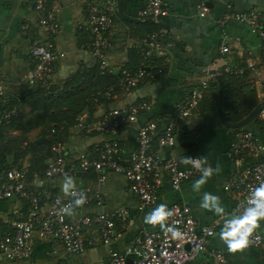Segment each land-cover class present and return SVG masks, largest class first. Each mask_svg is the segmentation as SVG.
<instances>
[{"label": "crops", "instance_id": "0c3cea01", "mask_svg": "<svg viewBox=\"0 0 264 264\" xmlns=\"http://www.w3.org/2000/svg\"><path fill=\"white\" fill-rule=\"evenodd\" d=\"M95 1L97 0H50L51 6L57 10V20L60 24L58 34L53 38L55 49L60 56L55 62L51 79L53 92L70 91L78 85V94L72 95L71 100L62 99L60 104L67 105L71 101H76L83 115H88L91 111L95 120L114 110L124 109L141 101L148 102L150 109L140 113L136 121L126 124L114 134H85L75 129L62 133L59 141L65 148L68 162H76L82 153H92L97 146L107 140L120 143L124 150L123 159L126 160L128 154L136 148L139 129L148 121L165 122L174 114L178 104L189 95L191 90L206 80L207 88L203 91V99L193 109L189 121L178 129L176 146L172 151L178 159L185 156L191 158L206 156L209 164L216 171L201 193L192 191L193 182L199 176L184 182L178 191H172L165 181L158 192L156 203L143 211L136 209L137 198L130 192L128 182L120 174L111 171L101 173L105 176L104 183L98 182L95 173L73 177L76 189L89 188L93 193L100 194L105 211L112 212L121 208L129 211L131 222L121 229V236L108 248L98 245L88 248L79 256L72 257L65 253L60 242L44 243L37 233H33L32 256L29 260H6L0 257V264H102L107 260L109 250L123 251L133 243L139 232L158 229L144 224L143 220L147 213L161 203L166 204L168 208L173 204L189 207L198 228L212 225L219 218L200 207L204 191L219 196L227 213H231L235 206V199L227 196L223 191V184L234 171V166L227 156L234 132L219 121L216 112L218 87L214 88L212 85L213 77L201 76L193 72L171 50L164 48L152 58V66L165 65L163 75L155 80H144L127 95H115L111 98L103 96L106 80L96 77L98 65L87 49L90 34L86 25V7L89 2ZM200 1L162 0L168 10L165 22L170 28L169 37L187 60L193 66L206 70H222L225 67L249 64L260 67L263 62V47L257 34L243 23L230 21L222 26L220 21L227 11V5L230 4L235 12L258 10L264 29V0H219L210 3L212 6H209V13L204 18L198 16L196 9ZM144 4L145 0H127L124 11L129 17L144 21L139 17V11ZM38 18L39 15L34 9V0H0V80L3 84V91L0 94V113L4 106L3 101L6 103L11 101L27 88L23 81L26 74L34 67V60L29 52L30 47L33 43L44 39ZM128 22L122 18L116 19L113 26L112 44L107 58L114 71L135 70L141 64L138 44L146 27L140 26L144 25V22H129L133 25ZM223 43L228 46L229 53L220 52ZM82 73L87 75V78L77 83L79 74ZM73 78L76 79L75 82ZM231 89L233 90L228 96L227 107L229 103L239 101L235 97L237 94L241 96L242 109L248 111L252 105L264 100V75L249 74L247 77L234 79ZM213 106L215 109L212 108ZM15 110L29 114L18 122V126L26 127L28 123L25 121L31 120L32 117L30 108H15ZM42 121L39 125L32 122L31 127H44ZM260 124L255 126L252 123L248 129L264 139V122ZM41 132L39 128L31 130L29 134L10 128L0 132V149H19L17 155L7 154L0 159V176L9 166H20L31 171L42 168L46 149L31 147V143ZM19 139L23 141L18 145ZM153 142L155 147V140ZM163 152L168 153L169 150L165 149ZM63 179L39 178L34 181L29 177L28 186L46 206L52 197L62 199L68 197L61 190ZM25 207L24 201L18 199L0 200V235L10 229L12 220L23 216ZM101 211L102 209L92 204L87 208L76 209L71 217L96 214ZM222 223V219L217 221L215 234L207 243L208 250L227 252L232 264H264V256L256 249L249 248L244 253L229 254L219 239ZM257 232L264 238V223ZM94 234L95 231L89 229L85 236ZM208 258V254L204 253L189 264H206Z\"/></svg>", "mask_w": 264, "mask_h": 264}, {"label": "built area", "instance_id": "2783aa9c", "mask_svg": "<svg viewBox=\"0 0 264 264\" xmlns=\"http://www.w3.org/2000/svg\"><path fill=\"white\" fill-rule=\"evenodd\" d=\"M217 1L219 0L198 2V16L206 17L210 10L209 4ZM34 9L39 15L38 24L44 33V39L30 47L34 67L26 74L23 83L27 87L39 84L50 86L55 62L60 57L53 42L60 30V24L57 20V10L51 6L50 0H34ZM86 13V25L90 34L87 44L89 53L97 62L101 73L119 74L117 85L106 93L108 98L127 95L144 80H155L163 75L164 64L152 66L153 56L165 48L159 33L147 34L140 40L138 50L141 64L135 70L114 71L107 54L112 44L111 33L117 17V0L89 2ZM167 16L168 10L162 0H145L143 8L139 11V17L143 20L161 21ZM230 21L243 23L257 34L263 47V62L260 67L254 64L237 65L216 71L219 74L236 76H242L245 72L264 75V29L259 11L251 9L235 12L228 4L220 24L223 26ZM220 52L229 53L225 43L220 46ZM206 88L207 81L203 80L178 104L174 114L165 122L153 120L145 123L137 133L135 150L128 154L126 160L123 159L124 150L120 143L107 140L92 153H82L76 162L70 163L66 159L65 148L59 141L51 147L50 156L42 172L30 175L26 168L7 167L0 176V200L18 199L24 201L26 207L23 216L12 220L10 229L0 235V257L6 260H29L32 256L33 233H37L44 243L60 242L68 256L76 257L90 247H110L121 236V229L131 222L130 213L125 208L105 211L100 194L93 193L89 188L76 189L87 197V203L78 209L94 204L102 211L74 218L66 215L62 217L60 209L72 203L74 198L68 196L62 199L55 196L45 206L28 186L29 177L35 181L39 178L54 179L64 178L66 175L76 177L95 173L98 182L104 183L105 176L101 173L111 171L126 179L130 192L137 198L136 209L143 211L156 203L158 192L165 181L172 191H178L184 182L199 176L191 166L182 164L181 159L175 157L172 150L176 146L178 129L189 121L193 109L203 99V91ZM2 91L3 84L0 80V94ZM149 109L150 104L141 101L127 108L114 110L95 121H88L85 116H81L72 129L85 134H114L126 124L136 121L140 113ZM15 114V108L1 112L0 124L8 123ZM256 119L264 122V107ZM165 149L169 152H163ZM227 156L234 166V171L223 184V191L236 201L232 213L246 203L250 187L264 183V139L251 130L239 129L234 132ZM169 209L175 210L171 220L178 221L176 226L184 233L183 239H171L165 236L159 227L155 231L143 230L123 251L109 250L108 258L102 264H128V260H131V264H189L204 253L209 257L206 264H232L227 252L208 250L207 247L209 239L215 234L220 217L212 225L198 228L189 207L173 204ZM89 229H93L95 234L86 237ZM250 248L258 250L264 256V238L260 233H255L254 243Z\"/></svg>", "mask_w": 264, "mask_h": 264}, {"label": "trees", "instance_id": "16d2710c", "mask_svg": "<svg viewBox=\"0 0 264 264\" xmlns=\"http://www.w3.org/2000/svg\"><path fill=\"white\" fill-rule=\"evenodd\" d=\"M122 2H123V7H124L127 4V0H122ZM116 19L120 20L118 13H117ZM161 20L164 22L166 21L165 18H162ZM129 24H132V23H129ZM140 26L146 27V31L142 34L141 39L147 34L157 32L161 35V41L163 45L165 46V48H168L170 50V48L167 46L165 42L162 30L155 23L144 22V25H140ZM96 72H97L96 77L103 78L104 81L106 80V85L104 84V92H103V96H104L111 88H114L117 85L119 74H105V73H101L99 69ZM249 74L250 73L248 72H245L242 76L229 75L225 73L221 74L224 79L225 95H226L223 99V113L227 121L231 123H236L242 120L259 103L258 102L257 104L252 105L251 108L248 109V111H244L241 107V99H240L241 96L235 94V97H237L239 101L238 102L233 101L229 103L227 107L228 96L231 95V92L233 90L231 89V87H232L234 79H241V78L247 77ZM79 75L80 76L78 77L79 79L77 80V83L84 80L85 77L87 78V75L83 73ZM75 80L76 79L73 78L74 82ZM211 82L214 88L218 87L217 82L213 78L211 79ZM78 89L79 87L78 85H76L70 91H65V92L62 91L63 93L62 92L54 93L51 85L42 86L39 84V85L25 88L23 91H21V93L18 96H16L15 98H13L11 101L7 103L6 101H3L4 106L1 109V112L8 111L12 108L29 107L30 114L32 117H31V120L25 121L26 123H28V125H30L29 127H27L28 125H26V127H21V125L18 126V122H21L29 114L22 113V112L21 113L16 112V114L8 121V123L0 124V132L2 130H7L8 128L20 130V132L24 134H29L31 130H35L38 128H39V131L40 129L42 130V132L38 134L37 139L33 140V142L31 143V147L35 149L38 147L46 149L44 153L45 157L43 161V166L42 168L33 170V171L28 169L30 175L34 172H42L44 170L46 160L50 156L51 147L55 143L59 142V138L62 133L67 132L69 129H72L74 127L79 117L84 116L82 113L83 111L79 109L80 106L78 105V103H76V101H73V102L71 101L67 105L60 104L62 103V99L68 98L69 100H71L72 95L76 96L78 94L77 93ZM62 108H65V109L62 110ZM212 108L215 109L214 106ZM85 117L86 119L89 118L90 121H95V119H93L91 111H89L88 115H85ZM41 121L44 124V127H31L32 122L33 124L36 123L37 125H39L41 124ZM253 124L255 126L261 125L257 119L254 120ZM244 129L249 130L248 127ZM237 130L239 129H235L232 131L235 132ZM24 139L27 140L26 137H24ZM22 141H23L22 139H19L17 142L18 145ZM18 151H19L18 148H15V149L1 148L0 149V159L3 158L7 154L13 153L17 155ZM17 167L21 168L20 166H17Z\"/></svg>", "mask_w": 264, "mask_h": 264}, {"label": "clouds", "instance_id": "9594fccd", "mask_svg": "<svg viewBox=\"0 0 264 264\" xmlns=\"http://www.w3.org/2000/svg\"><path fill=\"white\" fill-rule=\"evenodd\" d=\"M181 163L191 166L200 174L193 182L192 191L201 193L216 169L209 164L206 156L199 158L185 156L181 158ZM61 190L65 196L74 198L72 203L60 209L62 217L64 215L71 217L76 209L82 208L87 203V197L76 190L75 180L71 176L64 177ZM200 207L222 219L219 239L228 253L232 255L244 253L253 245L255 233L264 223V183L250 187L246 203L232 213L226 212L219 196L207 191L203 192ZM174 215V209H169L166 204L161 203L144 216L143 222L152 228L159 227L165 236L171 239H183L184 233L176 226L178 221L171 220Z\"/></svg>", "mask_w": 264, "mask_h": 264}, {"label": "water", "instance_id": "95a60500", "mask_svg": "<svg viewBox=\"0 0 264 264\" xmlns=\"http://www.w3.org/2000/svg\"><path fill=\"white\" fill-rule=\"evenodd\" d=\"M209 6L211 7L212 4H209ZM117 13H118V16L120 18H122L123 20L129 21V22H133V23L153 22V23H155L163 31L164 39H165L167 46L185 64V66L187 68H189L190 70H192L193 72H195L201 76L208 75V76H211L214 78V80L217 82V85H218V97H217L216 112H217L219 121L221 122V124L224 127L231 129V130L244 129L254 122V120L257 118L258 113L264 107V101H261L260 103H258L254 107V109L246 117H244L242 120H240L239 122L231 123V122L227 121V119L225 118V115L223 113V99H224V94H225V84H224L223 76L221 74H219L214 69L206 70V69H201V68H197V67L193 66L187 60V58L183 55L181 50L170 39V37H169L170 28L166 22H164L162 20L161 21H154L151 19H146L144 21H141L139 19H134L132 17H129L124 11L122 0H117ZM87 120L90 121L89 118ZM183 145H184V143H183ZM128 264H131V260H128Z\"/></svg>", "mask_w": 264, "mask_h": 264}]
</instances>
